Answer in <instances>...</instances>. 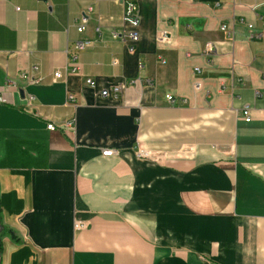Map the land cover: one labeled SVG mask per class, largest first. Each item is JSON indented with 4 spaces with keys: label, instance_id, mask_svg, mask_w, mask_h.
Returning <instances> with one entry per match:
<instances>
[{
    "label": "crops",
    "instance_id": "obj_1",
    "mask_svg": "<svg viewBox=\"0 0 264 264\" xmlns=\"http://www.w3.org/2000/svg\"><path fill=\"white\" fill-rule=\"evenodd\" d=\"M127 1L0 0V264H264V0Z\"/></svg>",
    "mask_w": 264,
    "mask_h": 264
},
{
    "label": "built area",
    "instance_id": "obj_2",
    "mask_svg": "<svg viewBox=\"0 0 264 264\" xmlns=\"http://www.w3.org/2000/svg\"><path fill=\"white\" fill-rule=\"evenodd\" d=\"M91 9H92V6H88L87 7V10H91ZM84 13H86V11H84ZM124 18L127 21H129L132 24V26H133V28L128 32V36H129L130 40H132L134 42V41H136L139 38V30L137 29V27L140 24V15H139V12H138V5H137V3L134 0H128L127 1L125 12H124ZM83 21H85V17H83ZM249 26L252 27V24H249ZM83 27H84V22H82L78 26V29L82 30ZM221 29H223L225 31H229L230 27H229V25L227 23H222ZM114 35L118 36L119 34L115 32ZM158 38L160 40H166L168 38L167 33L165 31H160L158 33ZM90 43H91L90 39L78 40L76 42V48L78 50L82 49V48L88 46ZM214 48H215L214 43L213 42H209L208 45H207V51L209 53H211V52L214 51ZM77 58H78V54H77V52H74L73 55H72V60L70 62V64L72 65V70H77L78 69ZM32 68L33 69H38V65H33ZM55 75L57 77H61L62 76V72L61 71H56ZM24 76H25V74L22 73L21 77H24ZM38 80H39L38 77H31L30 78L31 82H37ZM9 81H13V82L17 83V79L14 78V77H11L9 79ZM87 82L88 83H93L94 80L91 77H89V78H87ZM113 89L118 91V90H120V86L116 85V86H114ZM109 92H110V88H104L101 91V93L103 95L108 94ZM166 96H167V98L170 101H174L175 100L173 94H171V93H167ZM69 98H73V95L69 94ZM243 113L245 115V119L246 120H250L251 119V104L246 103L243 106ZM48 127L49 128H54L55 124L53 122H51V123L48 124ZM141 152L142 153H146L144 150H141ZM113 153H114V149L111 148V147L103 149V154H105V155H112ZM86 226H87V222L84 221V220L77 219L74 222V227L76 229L84 228ZM0 228H1V224H0Z\"/></svg>",
    "mask_w": 264,
    "mask_h": 264
}]
</instances>
